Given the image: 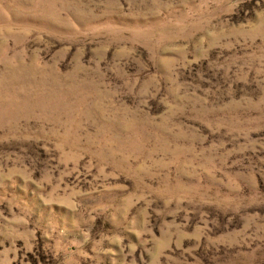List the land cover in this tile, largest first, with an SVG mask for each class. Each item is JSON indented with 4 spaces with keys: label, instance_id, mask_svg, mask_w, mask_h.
<instances>
[{
    "label": "rangeland",
    "instance_id": "1",
    "mask_svg": "<svg viewBox=\"0 0 264 264\" xmlns=\"http://www.w3.org/2000/svg\"><path fill=\"white\" fill-rule=\"evenodd\" d=\"M0 264H264V0H0Z\"/></svg>",
    "mask_w": 264,
    "mask_h": 264
}]
</instances>
